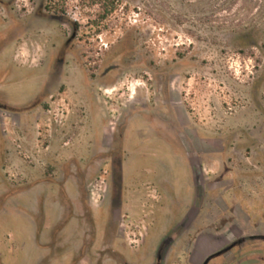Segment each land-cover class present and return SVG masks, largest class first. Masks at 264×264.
Wrapping results in <instances>:
<instances>
[{
    "label": "rangeland",
    "instance_id": "374dc122",
    "mask_svg": "<svg viewBox=\"0 0 264 264\" xmlns=\"http://www.w3.org/2000/svg\"><path fill=\"white\" fill-rule=\"evenodd\" d=\"M0 106V264H153L184 201L185 250L264 224V0H0Z\"/></svg>",
    "mask_w": 264,
    "mask_h": 264
},
{
    "label": "flooded vegetation",
    "instance_id": "af4514ba",
    "mask_svg": "<svg viewBox=\"0 0 264 264\" xmlns=\"http://www.w3.org/2000/svg\"><path fill=\"white\" fill-rule=\"evenodd\" d=\"M47 1H52V0H47ZM24 27V26H23ZM21 29L24 30L25 28ZM77 30V29H76ZM24 34L26 30L23 31ZM78 32V30H77ZM33 34V33H32ZM77 34V33H76ZM34 35V34H33ZM36 36H40L39 34H36ZM71 43V40L66 42L62 48L60 54L55 56V60H53L54 64V70L50 74V76L56 77L58 76L61 71L62 66L64 65L65 62V54L68 51V47ZM52 63V62H51ZM50 63V64H51ZM10 66V65H8ZM8 70V71H7ZM8 73L5 75L6 77L3 78V81L7 80V77H9V69H5ZM42 67L39 66L35 69V75H34V80L37 82L36 88L41 89L42 88ZM110 72H113L110 70ZM109 72V73H110ZM47 87V86H45ZM39 102L34 103V105L30 106L29 108H35V106H39ZM1 109L3 110H9L8 107L6 106H0ZM31 110V109H27ZM133 130L135 133L132 134L130 141L135 138L137 135H139L140 132H138L139 128L133 127ZM148 132V131H147ZM179 132H183L180 131ZM149 138L148 140H152L156 138V136H164L166 142L169 143H175L179 146H182V144L185 145V151H186V160H187V166L189 170V176H190V182L187 187V192L185 194L184 199H187V197L191 198L194 197L196 200L201 198L203 196L202 193V188L201 186L198 185V179L197 175L195 177V172L197 170L196 168V161L195 157L197 155L195 146L194 144L190 143L189 146H193L192 150H190L192 153L188 154L187 149H186V143H185V138H183L180 134L178 135V139L175 136H171L169 134L165 133H155L154 135L152 134L150 137V132H148ZM122 134V139L124 140V133L121 132ZM145 134V133H144ZM174 145V144H173ZM113 152L110 153V158L108 159L107 157H103L102 155H97V153H94L92 155V158L88 160V162L94 161L97 157L100 158V160H109L111 163L110 165L113 167L118 160V157L116 154ZM181 155V152H180ZM181 159V158H179ZM133 160V157H132ZM135 160H133L134 162ZM110 172V171H109ZM109 172H106V175L109 174ZM148 174H152L150 170H146ZM112 173V170H111ZM146 173V174H147ZM182 199V198H181ZM187 204L189 205V202L186 203L184 201L182 204H180V208H182V220L178 223L175 224L171 227L168 226L169 232L165 236L166 238H163L161 241H155L152 237L151 240L148 241V249L151 254L154 256L155 261L153 264H177L180 261V254L183 255V258L185 259L183 264H264V224L259 225H253L252 227H241V228H234L233 230H230L227 234L221 236L220 238L217 237H207L206 235H203L202 233H199L198 235H195L192 239L189 240V244L186 249V245L184 244L186 242V238L182 239L181 243L182 245L177 246V243L180 241V237L184 235L185 231L191 226L192 223H187V219L192 215L194 212V208L191 205L188 206L190 209L188 212L184 211L186 209ZM163 202L161 203V207L163 209ZM165 208V205H164ZM180 211V210H179ZM162 212V211H161ZM188 215V218H186ZM156 226L154 230H156ZM190 227V228H191ZM189 228V229H190ZM194 231H200V225H193L192 229ZM201 232V231H200ZM216 232V231H215ZM189 234V232L187 233ZM185 234V235H187ZM217 234V233H216ZM184 235V236H185ZM175 239L172 241H168L167 239L170 240L169 238ZM186 237V236H185ZM167 242V243H166ZM159 256H163V262H158L159 261ZM78 262L83 261V259H78Z\"/></svg>",
    "mask_w": 264,
    "mask_h": 264
},
{
    "label": "water",
    "instance_id": "95a60500",
    "mask_svg": "<svg viewBox=\"0 0 264 264\" xmlns=\"http://www.w3.org/2000/svg\"><path fill=\"white\" fill-rule=\"evenodd\" d=\"M120 200H121V198H120ZM169 239H170V240H168V239H167V242H168V241H171V240L173 241V240L175 239V237H173V238H169ZM167 242H166V243H167ZM158 259H159V261H158V262H160V263H161V262H163V256H162V257H161V256H159V258H158ZM83 260H84V259H83ZM81 262H82V261H81Z\"/></svg>",
    "mask_w": 264,
    "mask_h": 264
}]
</instances>
